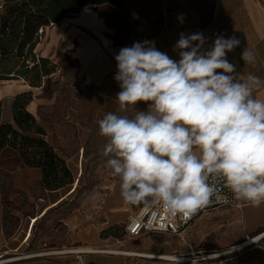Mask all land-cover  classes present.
<instances>
[{"label":"crops","instance_id":"1","mask_svg":"<svg viewBox=\"0 0 264 264\" xmlns=\"http://www.w3.org/2000/svg\"><path fill=\"white\" fill-rule=\"evenodd\" d=\"M124 4L127 18L136 28L150 31L151 44L172 59L178 61L180 58L174 46L181 33H203L206 38L203 50L210 49L218 35L235 36L240 44L227 53V60L235 65L240 78L251 73L264 80V0H124ZM109 9L123 14L113 4H101L85 8L42 30V40L37 46L41 56L54 60L73 53L77 60L73 74L60 72L59 75L60 86L65 87V101L59 99L57 92L45 91L47 80L37 87L24 80L0 84L2 121L14 123L15 97L32 91L33 98L27 108L45 130V139L66 161L73 160L76 155L83 161L84 145L89 136V127L84 124L82 82L96 89L97 98L103 97L102 110L108 113L120 110L116 95L121 89L114 79L118 70L115 56L120 47L109 35L111 27L106 14ZM246 47L256 54L254 64L244 63L241 59ZM56 75L55 72L50 76ZM254 96L264 99V89L257 90ZM140 106V110H147L146 103L141 102ZM54 110L56 112L52 113ZM131 114L134 116L135 111ZM72 147H76L77 152H69ZM2 174L9 178L15 189L14 199L20 202L27 199L33 208L23 211L18 229L9 232L5 224L4 191L0 188V264H180L151 255L169 254L166 252L176 251L186 244L195 251L225 250L258 236L263 237L235 252L222 254L230 255L222 263L264 264V204L256 207L237 201V205L211 210L189 226L185 237L158 232L121 241L114 236H104V231L125 225L135 212L120 195L119 178L109 185L96 216L71 228L59 242L54 241L58 245L52 246L56 250L74 246L98 251L18 258L41 252L35 243L32 244L36 223L67 199L81 179L78 178L75 187L48 190L43 185L42 168L27 165L20 151L10 146L0 153ZM140 242L142 244L137 247ZM212 258H204L205 264H215Z\"/></svg>","mask_w":264,"mask_h":264},{"label":"clouds","instance_id":"2","mask_svg":"<svg viewBox=\"0 0 264 264\" xmlns=\"http://www.w3.org/2000/svg\"><path fill=\"white\" fill-rule=\"evenodd\" d=\"M205 43L203 33H181L178 61L149 42L121 48L116 99L135 115L109 112L99 121L124 202L185 221L221 201V183L236 201L264 204V99L254 96L264 80L240 78L227 60L240 44L235 36L218 35L208 50ZM241 59L254 64L256 54L246 47ZM141 102L146 111L137 110Z\"/></svg>","mask_w":264,"mask_h":264},{"label":"rangeland","instance_id":"3","mask_svg":"<svg viewBox=\"0 0 264 264\" xmlns=\"http://www.w3.org/2000/svg\"><path fill=\"white\" fill-rule=\"evenodd\" d=\"M106 14L108 15V23L111 27L109 35L113 37L114 44L118 45L120 49L123 47H131L135 42H149L151 44L152 34L150 31L136 28L135 24L129 20L124 13L121 14L109 9L106 11ZM54 62L58 65L57 75L52 78L48 76L42 84L47 80L45 91L47 93L53 91L57 92L59 99L65 101V87H62V85L60 86L61 80L59 75L60 72L73 74L77 66V60L73 53H67L60 58L54 59ZM17 80L23 81V79L3 80L0 81V84ZM116 86H119L118 82H116ZM81 87L84 88V124L89 127V136L84 145L83 161L81 156L79 158L78 155H76L73 160L67 161L75 178L74 183L67 187H75L78 178L81 180L78 183L77 189L69 194L67 199L57 207L49 210V212L36 223L32 244L35 243L41 252L56 250V248H52V246L58 245L54 243V241L59 242L61 236L65 235V233H69L71 228L83 225L92 220L101 207V200L109 185L118 179V177L112 176L111 170L107 167L106 161L110 157H105L103 155V150L107 144V138L100 134L99 121L108 113L102 110L104 102L103 97L97 98L95 96L96 89L86 82H82ZM136 108L137 110L141 109L140 103L136 105ZM55 112L54 110L52 113ZM133 112L134 110L129 108L127 112L116 110L112 113L117 115L126 114L132 117L133 115L131 113ZM69 152H77V148L72 147ZM0 188L4 191L5 224L9 232H15L18 229L19 222H21L23 218L21 213H24L23 211H31L33 204L27 199L23 202L14 199L15 189L11 185L9 178L4 174L0 175ZM132 207L135 209L137 206L132 205ZM124 226L125 225H119L118 228L112 232V235L121 241L130 238L133 239L134 237H130L126 233ZM148 234L156 235L159 233L153 232L147 233V235ZM166 236H168V234H166L165 237ZM141 244L140 242L137 247ZM190 251L191 250L186 244L183 248H176V251L166 253L182 256ZM196 251L201 252L198 255L202 260L197 261L198 258L193 257L191 260L186 259L185 261L181 260L176 262L180 264H205L206 260L203 258H207L208 254L212 252L204 250ZM229 256L230 255L218 256L212 259L215 264H223V260Z\"/></svg>","mask_w":264,"mask_h":264},{"label":"trees","instance_id":"4","mask_svg":"<svg viewBox=\"0 0 264 264\" xmlns=\"http://www.w3.org/2000/svg\"><path fill=\"white\" fill-rule=\"evenodd\" d=\"M107 3L126 14L124 0L0 1V81L23 79L32 87L41 86L45 78L58 70L54 60L37 51L42 30L85 8ZM32 98V91L15 97L14 123L2 121L3 103L0 101V153L7 146L19 150L27 165L42 168L44 187L57 190L73 184L75 178L66 159L45 139V130L28 110ZM116 228L104 231L103 235L113 236Z\"/></svg>","mask_w":264,"mask_h":264},{"label":"built area","instance_id":"5","mask_svg":"<svg viewBox=\"0 0 264 264\" xmlns=\"http://www.w3.org/2000/svg\"><path fill=\"white\" fill-rule=\"evenodd\" d=\"M220 187L222 188V192L220 193L222 197L221 201H217L215 198H213L212 203H210L206 208L200 210L196 215H194L189 220L185 221L179 216L170 217L162 210L158 211L155 208H148V207L142 206L138 210H135L134 214L127 221V223L125 224V231L130 237H140L144 234L153 233V232H162V233H168L172 235L185 237V234L189 226H191L194 221L204 216L211 210H214L216 208L223 207V206L237 205V201L233 198L231 191L228 188L223 187L222 183ZM225 198L228 201L227 203L223 202V199ZM233 248L234 246L228 249H225V250H216V251L210 252L207 258L218 257V256H221L222 254L230 253L228 251H232ZM235 251H232V252H235ZM57 253L83 254L86 252H82L81 247L73 246L70 248L60 249V250H52V251H47V252L43 251V252H38V253H33V254H26V255L23 254V255L18 256V258H29L35 255L57 254ZM200 253L201 252L199 251H195L191 249L190 252L183 254L181 257H183L185 260L186 259L191 260V258L195 257V258H198L197 261H200L202 260V258H200L198 255ZM173 261H177V260H173Z\"/></svg>","mask_w":264,"mask_h":264},{"label":"bare ground","instance_id":"6","mask_svg":"<svg viewBox=\"0 0 264 264\" xmlns=\"http://www.w3.org/2000/svg\"><path fill=\"white\" fill-rule=\"evenodd\" d=\"M262 237L263 236H258V237H255V238H251V239L247 240L246 242H242V243L234 246L232 251L239 250V249L245 247L246 245H249V244H251V243H253L255 241L260 240ZM94 251H98V250L91 249V248H82V252H94ZM109 251L120 252L121 250L109 249ZM232 251H228V252H232ZM130 253H132V252H130ZM151 256H153L155 258H162V259H165V260H177V261L184 260L185 261V259L183 257L175 255V254H163V255H161V254L160 255H156L155 254V255H151ZM9 259H11V258H9ZM6 260H8V259H6Z\"/></svg>","mask_w":264,"mask_h":264}]
</instances>
